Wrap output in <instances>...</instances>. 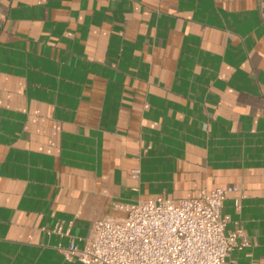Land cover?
<instances>
[{"label": "crops", "instance_id": "1", "mask_svg": "<svg viewBox=\"0 0 264 264\" xmlns=\"http://www.w3.org/2000/svg\"><path fill=\"white\" fill-rule=\"evenodd\" d=\"M227 186L230 264H264V0H0V264Z\"/></svg>", "mask_w": 264, "mask_h": 264}, {"label": "built area", "instance_id": "2", "mask_svg": "<svg viewBox=\"0 0 264 264\" xmlns=\"http://www.w3.org/2000/svg\"><path fill=\"white\" fill-rule=\"evenodd\" d=\"M233 190L215 187L197 197L157 195L121 203V216L93 221L88 233L70 237L61 253L81 264H230V253L249 244L244 228L227 230L229 216L221 213ZM52 231L68 235L60 223Z\"/></svg>", "mask_w": 264, "mask_h": 264}]
</instances>
